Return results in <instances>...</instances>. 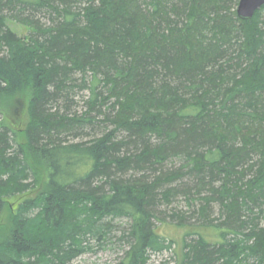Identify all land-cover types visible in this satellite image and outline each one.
I'll return each instance as SVG.
<instances>
[{"label":"trees","instance_id":"1","mask_svg":"<svg viewBox=\"0 0 264 264\" xmlns=\"http://www.w3.org/2000/svg\"><path fill=\"white\" fill-rule=\"evenodd\" d=\"M238 3L0 0V112L21 96L28 116L0 123V264H73L113 237L117 264H264V5ZM180 196L177 239L158 220Z\"/></svg>","mask_w":264,"mask_h":264},{"label":"rangeland","instance_id":"2","mask_svg":"<svg viewBox=\"0 0 264 264\" xmlns=\"http://www.w3.org/2000/svg\"><path fill=\"white\" fill-rule=\"evenodd\" d=\"M238 5L235 7V10H237ZM263 17H264V10L262 11ZM43 22H50L48 18H41ZM8 27L17 33L21 37H26L30 31L33 30V27L19 23L15 20H7L6 21ZM89 92L85 89H82L76 92L75 95H73L74 99L72 100V110L77 111L78 113H82V111L86 110V104L85 101L87 100ZM28 121V116L26 112V101L23 97L17 96L13 98H7L5 99V104L3 105L2 112H0V123H5L8 125L13 131L19 132L21 131L26 123ZM88 137L83 135H80L78 137L69 136L68 141H85ZM28 193H25L23 195H17L14 197H11L8 202L10 203L11 208L14 207L16 203H18L19 199L27 195ZM32 194V191L30 192ZM165 212L162 213V215L159 216L158 224H161L160 221L165 218V221L162 222V226H160L161 231H165V233L170 234V236L175 237L177 239H180L183 235V230L181 228L176 227L175 225L178 223L177 219H173L171 216H167L165 214L168 212L169 214L174 210H188L186 207V201L184 200V196L178 197L170 206L164 207ZM172 210V211H171ZM8 207L0 214V236H4L8 229V214H9ZM217 210H214V214L216 215ZM125 221V220H123ZM190 221L196 222V220L191 219ZM166 223V224H165ZM262 224L264 226V219L262 221ZM200 232L203 233L206 238L208 239H217L214 236L213 229L211 227H200ZM121 232H118L117 235H120ZM105 248H100L96 251L85 253L83 255H80L77 257L73 264H117L120 261V258L123 255L125 246L120 243L116 238L113 237L112 243L109 245H106ZM177 244L175 245V247ZM176 250L179 251V248L176 247ZM182 250V248L180 249ZM180 252V251H179ZM173 252L167 251L159 254H153L150 260V263L152 264H174L176 261V258H173Z\"/></svg>","mask_w":264,"mask_h":264},{"label":"water","instance_id":"3","mask_svg":"<svg viewBox=\"0 0 264 264\" xmlns=\"http://www.w3.org/2000/svg\"><path fill=\"white\" fill-rule=\"evenodd\" d=\"M264 5V0H239L237 15L241 19H250L257 9Z\"/></svg>","mask_w":264,"mask_h":264}]
</instances>
